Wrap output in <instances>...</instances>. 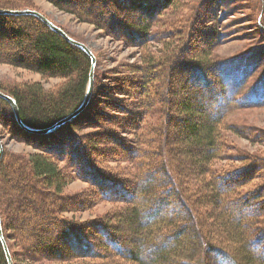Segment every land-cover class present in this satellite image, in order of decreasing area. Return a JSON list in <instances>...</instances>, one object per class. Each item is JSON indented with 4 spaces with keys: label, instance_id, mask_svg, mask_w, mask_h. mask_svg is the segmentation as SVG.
I'll return each instance as SVG.
<instances>
[{
    "label": "trees",
    "instance_id": "1",
    "mask_svg": "<svg viewBox=\"0 0 264 264\" xmlns=\"http://www.w3.org/2000/svg\"><path fill=\"white\" fill-rule=\"evenodd\" d=\"M48 1L58 9L78 15L116 38H129L134 43L141 44L146 39L154 40L152 34H147L149 22L154 17L158 18L161 14L158 9L163 2L166 4L169 0ZM6 2L9 3L5 4ZM21 2L0 0V4H4L0 5V9H33L27 3ZM118 10L142 12L141 17L146 12L149 13L150 20L143 23L141 30H134L128 22L122 24L118 20ZM5 21L25 24L10 25L9 28L13 34L20 35L22 42H27L26 45L32 50L31 57H26L23 50L14 51L10 54L12 57L9 62L12 65L41 76L66 79V82L51 92L42 90L38 83L11 89L0 86V91L14 99L19 118L25 126L34 129L50 127L81 103L88 83L90 59L34 16L0 15L1 34ZM202 31L205 35L220 36L216 34V30L208 31L206 27ZM188 35H191V32H188ZM171 36V31H163L158 38L161 40ZM218 41L221 40L218 38ZM19 42L20 46H23L22 42ZM172 44L173 42L165 43V48L159 50L158 55L146 54L142 60L144 66L139 70L143 84L158 79V91L162 92L159 102L147 96L140 102L146 105L142 111L139 110L140 121L146 112H150L153 104H162L161 121L153 133L151 144L141 138L151 133L149 127L155 125L153 122H145L144 125L140 121L137 123L130 132L137 135L132 138L133 144L121 138L119 132L97 126V117L102 112L99 113L97 108L91 106L93 93L87 106L77 116L45 134L32 133L22 128L8 102L0 98V122L11 125L10 132H13L14 139L38 150L25 155L9 156L3 146L0 161V218L3 236L14 264L15 256L9 239L13 237L17 241L20 235L23 237L22 231L25 227L34 229L33 238L37 239L38 246L45 242L46 257L59 261L78 258L93 260L99 264H113L104 262V259L120 258L129 264H264V201L258 202L261 197L259 192L263 187H258L253 193L245 190L247 184L246 179H241L242 173L251 172L254 165L240 152L236 155L226 154L225 149L232 146L223 134L225 130L233 129L225 120L232 106L253 105L250 100H257V95L262 90L260 97L263 98V77L247 90V100L242 101L241 98V101L231 102L234 97L232 83L241 79H232L234 69L226 65L225 61L217 59L203 63L183 58L184 46L175 48ZM5 51V46H0V52ZM248 57H245L242 64L245 69L254 63L247 61ZM95 75L96 69L93 92ZM175 78L178 79V91L185 93L186 98L180 99L176 93H169ZM224 86L227 88L226 94ZM140 88L146 87L142 85ZM263 101L264 99L257 101L256 105H261ZM116 108L123 109L117 106ZM172 108L180 115L175 118L183 133L182 138L176 142L168 135L169 123L174 118L170 114ZM125 112L132 114L130 110ZM208 113L212 115L210 119L200 123L193 121L204 120ZM107 118L105 120H108ZM85 127L97 130L87 134L77 132ZM234 131L239 132L236 129ZM89 135L117 145L126 152L121 153L132 166V179L113 176L107 173L98 161L88 160L85 152H90ZM173 143L178 146V163L173 154ZM197 148H204V153L194 160V149ZM181 156L185 161L191 162V171L186 174L185 170L190 167H182ZM79 157L82 159V165L76 163V166L74 162ZM219 159L238 161L240 166H231L230 169L212 167L210 163ZM59 162L72 166L74 176L89 184L96 200L121 203V210L118 211L116 219L129 223L128 240L134 242L128 250V255L123 254L119 245L113 247L116 250L112 253H101L98 250L100 244L94 245L97 239L104 237L109 244H113L112 237L116 234L107 224L95 220L90 230L89 225L71 223L60 214L81 202L78 200L79 196L61 193L66 182H63L65 177L58 168ZM81 167L82 170L79 171ZM11 171L15 177L20 176V183L5 184L9 175L11 176ZM156 174L162 176L158 181L153 178ZM182 174H185L184 179ZM146 179L150 180L142 183ZM24 191L29 192V196L23 202L17 201L14 208L9 200L12 193L14 197H21ZM204 191L206 192L202 193ZM7 192H11V196L7 195ZM71 198L75 199L73 204H69L72 202ZM54 201L55 204L61 202L57 209L50 208ZM250 204L252 210L244 218L237 221L232 219L239 209L247 208ZM141 209L145 210V213L140 219ZM12 218L25 221V225L11 223ZM7 231L13 233L8 234ZM142 249L146 250V253L141 257ZM154 249L155 254L152 253ZM0 264H7L1 243Z\"/></svg>",
    "mask_w": 264,
    "mask_h": 264
},
{
    "label": "rangeland",
    "instance_id": "2",
    "mask_svg": "<svg viewBox=\"0 0 264 264\" xmlns=\"http://www.w3.org/2000/svg\"><path fill=\"white\" fill-rule=\"evenodd\" d=\"M19 1H22L21 3H27L33 9H37L36 11H39L54 24L73 35L77 41L84 43L93 52L96 59L94 68L96 69V75L95 90L94 92L92 91L93 102L91 106L97 108L99 113L102 112L101 115L97 117V122L100 124H97V126H103V128L105 127L106 129L119 132V136L123 139L125 138L129 144H133L134 139L132 138H136L137 136L130 132L140 121L139 118L141 114L139 110L142 111L143 107L146 106L140 102L145 96L159 102L162 96V92L158 91V79H153L152 82L150 81L146 84L142 83V76L139 71L140 68L144 66L142 60L148 53L158 55V51L165 48V43L173 42L174 45H172L175 48H177L176 46H184V51L182 53L183 58L203 63L217 59V61H225L226 65L228 64L230 68L234 69L235 74L232 79L237 77L241 79L237 80V82L233 80L234 82L232 84H234V88L232 95H234V97L231 102H236V100L241 101V98L242 101L245 99L247 100L245 96L247 90L256 82H259L262 77V80H264V0H169L166 4L163 2L161 8L158 9L161 13L158 18L151 17L153 18L151 20L148 16L149 13L146 12H144V16L141 17L142 12H119L118 10L116 12L119 17L118 20L121 21L122 24L128 22L134 30H141L143 23L150 20V27L147 29V34H152V37L155 38L154 40L146 39L145 42L141 44H136L129 38L126 40L119 37L116 38L106 33L105 30L97 28L93 23L83 20L80 16L58 9L48 0H18V2ZM8 3L6 2L5 4ZM10 25L25 26V24L18 21L14 23L12 21H5L3 23L2 34L0 33V46H5L6 51L3 53L0 52V86L11 89L17 86L21 87L25 84L30 85L38 83L42 90L51 92L66 82L64 78L41 76L25 68L16 67L9 62L12 57L10 54H13L14 51L18 52V50H23L22 52H25L24 54L26 57L32 54V50L26 45L27 42H22L23 38L20 35L11 32L9 28ZM205 27L208 31H210V29L216 30V34L220 36L213 37L211 34L205 35L202 31ZM163 31H171L172 36L160 40L158 36L160 32ZM188 32H191V35H188ZM218 38L221 41H218ZM19 41L22 42L23 46H20ZM211 43L212 45L210 46ZM246 56H249L247 61L254 62L248 66V69H245L242 65L245 62L244 59ZM173 81L174 82L170 85L171 91H169V93H171V95H175L176 93V96L178 97L179 95L180 99L186 98L185 93L178 91V87L176 86L178 85V79L175 78ZM142 85H145L146 91L140 88ZM224 89L226 94V86H224ZM262 91L258 93L257 100H255V98H253L252 101L250 100L253 105L239 107L236 104L230 108L225 120L226 124L232 126L233 129L223 132L225 140L232 146L225 149L226 154L236 155L240 152L247 157L248 162L254 165L251 172L242 173L241 179H246L245 183L247 185L245 190L249 191V193H253L260 186L263 187L260 189L259 195H261V197L258 199V202L264 201V101L261 105H256L257 101L264 99V96L262 99L260 97V95L263 94ZM116 106L123 109L120 110L116 108ZM152 106L150 112H146L143 116L144 118L142 117L143 119L140 121L142 125H144L145 122H153L155 124L149 127L151 133L141 138L143 141L145 140L150 144L153 133L157 130L158 124H160L161 111L163 110L162 104H157V102L153 107ZM211 109L213 111V108ZM126 110L132 111V114L126 113ZM175 111L174 108L170 110V114H172V118H174L171 119L172 121H170L168 126L169 138L174 140V142L181 139L183 135L180 126H178V121H176L177 119L175 118L180 115H177ZM211 116V113H208V116L205 117L204 120L193 121L200 123V121L210 119ZM105 118L108 120H105ZM10 126L11 125L8 123L0 122L1 142L5 152L9 156L38 152V150L27 143L14 139L12 135L13 132H10ZM234 129L239 132L236 131L235 133ZM96 130L97 129L91 127H85L77 130V132L80 134H87ZM140 132L139 130L138 134H140ZM250 135H257L258 137H251ZM88 144L90 146L88 151L90 152H85V154L89 161H98L106 172L113 176L132 179V177L130 178V176L133 175L131 174L132 166L128 160L122 157V155L124 156L122 153H126L124 150L122 151V148L120 149V147L118 148L117 145L112 143L103 142L98 139L97 136L92 137L90 135L88 137ZM173 144H171L174 148L173 154L178 163V146L177 143ZM233 147L234 149H231ZM194 150V160L204 153V148H197ZM180 160L182 167H190L189 170H185V174L191 171V162L185 161L182 156ZM81 161L82 159L79 157L74 163L76 166V163L80 166L82 165ZM229 162L219 159L212 161L210 164L212 167L219 169H230L236 165L240 166V162L238 161L230 162L232 164ZM70 165H72V161ZM71 167L72 166L66 164L64 165L63 162H59L58 164V168L62 170V174L65 177V181L63 182H66L62 187L61 193L73 197L79 196L78 200H80L81 204L75 203L77 206L75 205L73 208L69 206L70 210L60 214L71 223H85L89 225L90 230H92L95 220L107 224L116 234L112 237L114 241L112 242L113 246L109 244L108 240H104L105 237L97 239L94 245L100 244L98 250H100L101 253H112L116 250L113 247L119 245L122 247L121 251L123 254L128 255V250L132 247L134 242L128 240L130 233L129 223H127V221L119 222L116 219L118 211L121 210V203L96 200V196L90 191L91 187L89 184L76 178ZM81 170L82 167L79 171ZM12 171L10 173L11 176L9 175L7 178L6 185L7 183L13 184L14 182L15 185V183L18 184L21 182L20 176L18 178L15 177ZM180 171L182 172L181 167ZM185 174H182V179L185 178ZM161 177L162 176L159 174H156L153 178L158 181ZM149 180L150 179L143 180L142 183L145 184ZM5 188H7V186H5ZM205 192L206 191L202 193ZM6 194L10 195L11 192L10 194L8 192ZM190 194L193 193L190 192ZM27 196H29V192L27 193L25 191L21 197H14L12 193V198L9 200L15 206L17 201L23 202ZM71 200L72 202H69V204L75 202V199L71 198ZM64 203V206H66V201H64ZM59 205H61V202H56L55 204L54 201L50 208L57 209ZM82 205L84 207L80 208ZM14 208H16V206ZM251 210L252 204L247 206V208H241L232 216V219L236 221L241 220ZM144 213L145 210L141 209L140 219L144 216ZM10 222L19 226L25 225V221L22 222L18 218H12ZM7 233L10 234L13 232L7 231ZM34 233L35 231L32 227H25L24 231H22L23 237L18 234L21 237H19L17 241L13 237L9 239L16 264H99L89 259L70 258L67 261L49 259L44 252L45 242H42V244L38 246L37 239L33 238L35 237ZM97 234L101 236L100 233ZM48 250H50V248H48ZM145 251L144 249L141 250V257L145 255ZM252 252L254 254L256 251ZM152 253H156L155 249ZM104 262L129 264L124 261V259L120 258L104 259Z\"/></svg>",
    "mask_w": 264,
    "mask_h": 264
},
{
    "label": "water",
    "instance_id": "3",
    "mask_svg": "<svg viewBox=\"0 0 264 264\" xmlns=\"http://www.w3.org/2000/svg\"><path fill=\"white\" fill-rule=\"evenodd\" d=\"M0 15H15V16L29 15V16H34V17L38 18L42 23H44L50 30L59 34L68 43L79 48L90 59L91 65H90V70H89V75H88V83H87L85 94H84V97H83L81 103L79 104V106L74 111H72L68 115L64 116L63 118H61L60 120L55 122L50 127L43 128V129H32V128L25 126L19 118L18 108H17V105H16L14 99L11 96L0 91V98H2L8 102V104L10 105V107L14 113V116H15L18 124L22 128H24L26 131H29L32 133H42V134L49 133L52 130L59 127L60 125L70 121L72 118L77 116L89 103L91 95H92V90H93L94 68H95V63H96L95 56H94L93 52L84 43L77 41L74 38H72L71 36H69L61 27L54 24L52 21H50L45 15H43L39 11L32 10V9H19V10L18 9H0ZM2 155H3V144L0 140V161L2 159ZM0 243H1V246H2V249L4 252V256H5L7 264H14L12 257L10 255V252H9L8 246H7L6 241L4 239V236H3L2 227H1V218H0Z\"/></svg>",
    "mask_w": 264,
    "mask_h": 264
}]
</instances>
